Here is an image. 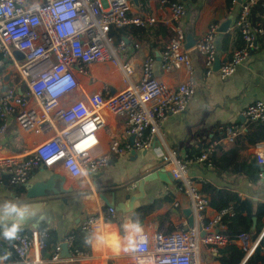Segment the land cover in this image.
Wrapping results in <instances>:
<instances>
[{
  "label": "built area",
  "instance_id": "obj_1",
  "mask_svg": "<svg viewBox=\"0 0 264 264\" xmlns=\"http://www.w3.org/2000/svg\"><path fill=\"white\" fill-rule=\"evenodd\" d=\"M128 2L0 0V52L9 59L18 75V82L0 94V134L7 128L8 118L13 116L26 147L25 153L0 156V184L21 187L38 167L71 178H81L84 170L96 172L107 164L111 153L149 148L168 115L186 109L195 93L196 82L191 59L180 41H170L159 51L158 59L161 69L183 73L176 84L152 75L154 59L150 56L143 58L141 73L133 82L134 67L121 61L120 54L138 48L139 42L128 34L113 44L116 31L127 25L145 27L156 22L169 25L181 19L186 13L184 4L180 0H159L166 16L141 17L127 14ZM258 5L263 12H258L253 20L252 11ZM218 28V23L210 22L206 31L195 38L194 48L203 56L208 73L217 58L218 72L226 78L256 49L257 41L264 35V0H246L241 4L233 28L240 33L244 44L228 58L216 50ZM14 52H19L21 57H16ZM83 76L100 82L104 88L85 89ZM66 77L69 79L64 82ZM240 114L244 122L221 124L219 136L209 142L197 160L209 161L217 146L247 136L245 122L264 121V102L257 99ZM121 132L133 137L132 143L121 144L118 138ZM100 133H106L108 139L102 138ZM160 159L172 164L170 172L174 179L182 182L196 222L186 228L167 229L162 225L153 233L143 232L146 241L139 250L114 264H200L201 244L216 252L228 241L225 233L228 226L222 215L232 214L233 210L228 207L206 219L207 198L188 173L193 159L180 157L173 148H167ZM255 160L262 166L258 175L264 181V142L256 143ZM115 214L116 210L107 206L100 218L89 216L55 245L49 259L59 260L63 242L68 254L76 255V231L89 232L101 220L122 235L119 224L113 220ZM2 231L0 226V258L6 254L8 258L0 259V264H40L39 255L28 256L31 250L44 248L48 226L22 228L13 240L4 239ZM263 235L264 228L253 241L245 232L236 236L235 241L243 249L245 258L252 254ZM4 241L8 245L3 247ZM103 250L106 257L119 254L109 248Z\"/></svg>",
  "mask_w": 264,
  "mask_h": 264
},
{
  "label": "crops",
  "instance_id": "obj_2",
  "mask_svg": "<svg viewBox=\"0 0 264 264\" xmlns=\"http://www.w3.org/2000/svg\"><path fill=\"white\" fill-rule=\"evenodd\" d=\"M181 1L186 4L184 5L185 15L166 25L175 32L174 40L183 44L184 28L192 12L195 13L193 26L195 38L206 31L210 22L220 25L223 18L227 16L231 18L230 25L225 32L217 33L215 47L219 53H224L226 58L230 57L234 47L240 42L235 37L237 32L233 28V20L236 18L241 4L246 0H236L235 3H232L231 0ZM128 5L127 14L130 16H166L159 0H129ZM157 23L160 22L155 24ZM153 39L163 43L161 35H157ZM117 40L113 37V44ZM137 41L139 42L138 48L120 54L121 61L128 62L134 67V73L131 76L133 82L138 79L141 73V62L146 56L154 59L152 68L154 77L169 84H176L180 81L183 76L181 71L169 72L161 69L158 64L159 51L165 48L171 40L162 48H159V45L150 48L145 41ZM186 51L191 59L196 82L195 93L186 109L181 113L168 115L160 134L149 148L135 150V154L131 153V149H125L121 153H111L107 164L96 171H105L101 182L109 183L106 185L114 188L111 192H115V201L124 202L126 205L130 202L133 203L134 207L125 213L116 211L113 220L117 221L119 227L128 218L138 219L143 227V232L147 233H153L162 225H165L167 229L189 226V218L185 211L190 209L191 204L188 196L183 192L182 182L179 179L168 184L159 179L144 183L143 180L136 181L135 179L141 167L160 159L167 148H173L176 154L182 158L193 159L188 165V173L196 181L200 192L207 198L206 219L217 211L208 204L210 195L207 191L202 190L205 184H210L217 190H230L232 194L238 195L241 199L251 200L253 204L264 203V181L259 178V175H255L249 167L250 159L255 158L256 143L250 141L247 136L238 137L231 144L217 146L209 161L201 162L196 159L209 142L219 136L221 124H242L244 119L240 114L241 110L257 99L264 102V35L257 41L256 49L244 61L237 64L232 75L226 78L221 77L218 69H214L213 66L208 73L203 56L194 47ZM0 56H3L1 52ZM17 82L16 71L9 59L3 56V59H0V94ZM82 83L87 90H102L104 88L100 82L92 81L88 76L82 77ZM100 136L104 139L107 137L106 133H100ZM118 138L121 144L130 141L124 132H121ZM25 151L26 147L20 138L18 125L14 117L10 116L7 128L0 134V156L25 153ZM256 165L260 172V165L257 162ZM171 168L172 164H165L163 167L164 170L169 171ZM41 169L51 171L46 167L35 168L28 179L43 178L46 172ZM96 172H88L81 178L65 176L64 187H70L72 191L65 199L62 197L49 199L45 207V211H48L49 215L44 216L37 226L28 223L22 228L30 230L44 224L54 233L58 243L71 230L77 229L89 216H99L100 218L105 204L100 197V189L95 184L96 179L92 177V174ZM11 194L17 195L18 192L5 184H0V199H10ZM130 195L135 197L134 201L129 199ZM107 196L111 197L110 192ZM142 206L150 208L148 213L143 217L135 215V210ZM195 222L196 219L193 216V223ZM254 227L252 226V229ZM263 228L264 217L259 232ZM120 230L123 235L121 227ZM248 235L250 241L256 237L253 235V230ZM235 238L231 241L240 247ZM84 241L85 236H78L76 231L74 242V248L78 251L76 255L71 256L61 250L59 260L51 261L50 254L43 256L41 249L40 251L31 250L28 258L37 254L40 257V264H114L115 261L131 254L121 251L115 257H106L103 249L95 250L91 245L86 247ZM3 244L6 246L8 242L4 241ZM215 253L209 250V246L201 244L199 246L200 264H219L214 259ZM13 257L11 255V258ZM245 259L244 256L242 261L244 262Z\"/></svg>",
  "mask_w": 264,
  "mask_h": 264
},
{
  "label": "trees",
  "instance_id": "obj_3",
  "mask_svg": "<svg viewBox=\"0 0 264 264\" xmlns=\"http://www.w3.org/2000/svg\"><path fill=\"white\" fill-rule=\"evenodd\" d=\"M176 1V0H172ZM181 1V0H180ZM194 1V0H192ZM182 3L186 5L183 1ZM258 12H263L260 5L256 6L251 17L255 20ZM235 37L239 39V44L234 47L233 50L239 49L243 44V40L238 31ZM134 35L139 41H145L146 45L150 48L159 45L162 48L168 41H172L175 38V32L163 23H157L150 27L137 26V25H127L125 27L119 28L116 31L115 38L120 39L125 35ZM157 35L163 37V43L160 40L157 42L153 39ZM227 37V36H226ZM3 59V56H0ZM8 62V60H6ZM23 88V86L21 85ZM248 133L247 138L255 143L264 142V121L258 120H248L245 123ZM210 160V159H209ZM212 162V161H211ZM249 167L252 169L255 175H258V168L256 165V160L253 157L249 161ZM21 187L14 188L15 192H20ZM202 190L207 191L210 195L208 198V204L215 209L217 212L225 211L228 207H231L233 213H223L222 220L227 224L228 230L225 232L228 235V241L225 245L219 247L215 253L214 259L218 261L219 264H258L264 263V235L261 237L259 244L255 247L252 254L245 259L244 251L241 247H238L231 240L234 239L239 233L245 232L250 233L253 230V235H257L262 218L264 217V203L258 202L253 204L251 200L241 199L238 195L232 194L230 190H217L213 188L210 184H205ZM150 210L147 206H142L135 210V215L143 217ZM252 217L256 218V226L252 229ZM133 220H136L133 218ZM44 224H41V226ZM88 231L77 230V235L86 236ZM45 246L42 249L43 256H49L53 251L57 241L55 239L54 233L49 229L48 236L45 239ZM4 247V244H2ZM86 247L88 244H84ZM1 252V249H0Z\"/></svg>",
  "mask_w": 264,
  "mask_h": 264
},
{
  "label": "water",
  "instance_id": "obj_4",
  "mask_svg": "<svg viewBox=\"0 0 264 264\" xmlns=\"http://www.w3.org/2000/svg\"><path fill=\"white\" fill-rule=\"evenodd\" d=\"M136 1V0H134ZM194 19H195V13H190L188 17L187 25L184 28V41H183V47L185 50H189L195 45V37H194ZM231 22V18H227L226 21H223L218 28L219 32H225L227 28L229 27ZM14 55L18 58L21 57V54L19 52H14ZM219 65V61L216 58L213 63V68L217 69ZM18 92H21V88L17 87ZM26 98H28V95H26ZM242 119V118H241ZM243 120V119H242ZM130 141L132 143L133 137L130 138ZM131 153L135 154V149H131ZM166 163L163 162L161 159H156L154 162H149L145 164L143 167L139 169V174L137 176L136 181L143 180L144 182H147L149 180H155L159 179L164 181L166 184L174 182L175 179L173 178L171 172L169 170H164L163 167ZM262 170V166L259 167ZM41 171H45L41 169ZM45 175L43 178L32 177L31 179H28L27 182L21 186L22 190L17 194H11L10 199H0V204H3L5 201L12 200V199H19L22 201H26L29 203L34 204L38 209H41L40 214H38L34 218H30L26 220L23 224V228L27 226L28 223H31L32 226H37V224L40 222V220L44 217L49 215L48 211L46 210V204L47 201L53 197H62L63 199L66 198V196L69 194V192L72 191V188L64 187L65 182V176L60 175L55 172L51 171H45ZM105 171H99L94 174H92V177L95 178V184L97 188L100 189V197L103 200V203L105 204V207H113L117 212L125 213L128 210H131L134 206L133 203L130 202V204L126 205L124 202L121 201H115V192H111L114 190L112 186L106 185L109 183H102L101 177L104 174ZM140 183V182H139ZM110 192V196L108 197L107 194ZM131 201H134V196H129ZM185 214L188 215L189 218V226H192L193 224V216L191 214V209H187L185 211ZM255 217L252 218V226H255ZM62 251L67 254V246L63 242L61 244Z\"/></svg>",
  "mask_w": 264,
  "mask_h": 264
},
{
  "label": "clouds",
  "instance_id": "obj_5",
  "mask_svg": "<svg viewBox=\"0 0 264 264\" xmlns=\"http://www.w3.org/2000/svg\"><path fill=\"white\" fill-rule=\"evenodd\" d=\"M69 78H65L67 82ZM87 175V171L81 172ZM34 204L12 199L0 204V226L3 227L2 235L6 240H13L22 230L24 222L40 214ZM123 229V235L119 230H113L111 224L101 222L93 225L92 229L85 236V243L91 245L95 250L109 248L114 253H132L139 250V247L145 243L146 237L143 234V227L138 219H126L120 226ZM8 254L0 259H7Z\"/></svg>",
  "mask_w": 264,
  "mask_h": 264
},
{
  "label": "rangeland",
  "instance_id": "obj_6",
  "mask_svg": "<svg viewBox=\"0 0 264 264\" xmlns=\"http://www.w3.org/2000/svg\"><path fill=\"white\" fill-rule=\"evenodd\" d=\"M14 189V188H13ZM202 254V253H201Z\"/></svg>",
  "mask_w": 264,
  "mask_h": 264
}]
</instances>
